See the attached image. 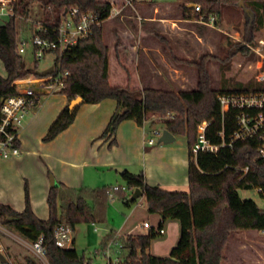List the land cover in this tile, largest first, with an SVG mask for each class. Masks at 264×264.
Here are the masks:
<instances>
[{"label": "trees", "instance_id": "1", "mask_svg": "<svg viewBox=\"0 0 264 264\" xmlns=\"http://www.w3.org/2000/svg\"><path fill=\"white\" fill-rule=\"evenodd\" d=\"M239 1L192 0L190 4L199 5L205 18L210 14L220 18L227 4L237 6ZM35 5L43 13L42 27L50 33L58 26L65 10L71 7L83 13L91 12L100 21H105L111 8L107 0H16L13 7L15 15L0 25V63L5 70V76L0 77V108L3 98L16 94L14 81L37 74L23 65L17 48L19 32L16 29L17 21L27 19L30 8ZM244 8L242 41L253 44L258 31H263L264 36V0H244ZM72 47L61 57L55 54V62L68 72L65 88L59 93L67 99V105L46 132L43 138L45 143L53 141L73 123L80 105L70 111L69 104L80 97L82 104L86 105L107 99L116 102V110L101 137L109 139L108 148L117 144L116 129L125 120L134 121L139 127L144 124L146 127L152 126L160 120L157 124H162L164 130L175 137H185L189 149L195 143V127L200 118L213 117L214 130H220L223 122L226 138L234 131L233 114L222 115L217 95L245 93L254 87L261 89L252 81L243 85L223 80L221 87H215L208 69L209 61L218 62L223 76L230 69L232 59L247 52L246 46L239 43H228L227 47H221L222 53L218 56L206 54L197 61L171 56L174 65L195 71V87L190 90L178 89L177 92L163 87L131 88L129 73L125 68L127 84L124 87L113 86L108 80L109 48L103 43L101 26L94 27L90 36ZM167 114L171 118H166ZM213 141L219 142L217 139ZM14 145L18 147L19 143L15 142ZM197 163L200 171H189L187 192H169L147 185L143 173L131 174L126 171L122 174L121 179L128 191L132 193L139 189L145 196L147 212L160 217L158 230H162L166 220L177 221L180 238L168 257L159 258L147 253L151 241L158 238V232L121 237L124 258L109 264H221V252L230 234L250 230L264 232L263 211L253 200H242L238 195L239 190L257 189L259 197L264 200V160L257 157L254 144L235 143L230 149H221L217 155L201 153ZM245 168L248 171L243 174ZM24 188L25 208L21 213L9 205L0 204V226L29 243L36 242L41 236L47 264H91L90 260L75 251L74 241L71 248L61 249L57 247L54 235L60 226L74 231L79 224L97 222L95 205L105 204L109 189H72L58 183L49 190L46 200L49 217L42 221L33 214L28 188L26 185ZM129 197L127 195L123 199L124 203L135 204L136 201H128ZM88 201L95 205L88 204ZM2 255L6 262L0 264H44L28 253L11 258L3 250Z\"/></svg>", "mask_w": 264, "mask_h": 264}, {"label": "crops", "instance_id": "2", "mask_svg": "<svg viewBox=\"0 0 264 264\" xmlns=\"http://www.w3.org/2000/svg\"><path fill=\"white\" fill-rule=\"evenodd\" d=\"M143 2H146V5L137 9L143 14L140 23L136 20L129 21V26H126L125 21L114 17L106 18L100 26L103 31L105 29L107 34L110 33L111 37H114L110 44L113 46L116 62L123 64L125 60L132 64V71L127 68L131 88L142 90L144 87L158 89L176 86L174 79L179 77L178 73L181 75L180 79H183L182 73H185V70L179 66L173 67V63L167 62L165 56L188 59V51L183 48L187 45L188 30L185 25L191 24V27H195L192 24L196 23L206 25L198 19L200 15L194 11L193 3L186 7L188 10L178 8V14L173 17L161 18L158 17V13L169 7L155 5L145 0ZM180 9L191 14L193 11L196 16L191 18L185 12L181 13ZM160 26L170 28L163 34L159 30ZM196 28L197 32L193 30L192 35L194 34L197 41H204L201 33L203 28L197 26ZM136 36H140L143 41L141 48L139 44L135 45L130 41L132 40L130 38L134 39ZM158 40L167 47L159 48ZM110 83L112 84L111 81ZM113 86L124 87L119 84ZM66 105L65 96L54 93L42 97L39 106L28 114L18 132L21 155L8 159L0 157V204L9 205L21 213L25 208L26 185L33 214L38 220L46 221L49 217L46 200L51 187L59 183L72 189H89L95 186L87 183L92 176L108 177L110 181H117L122 175L115 170L116 167L131 174L143 173L147 185L169 192L188 191L187 177L190 166L186 143L148 147L145 144L146 126L139 127L134 121L125 120L116 129L117 144L108 148L109 139L101 137L116 110V102L112 99L98 104L80 105L73 123L53 141L43 142L49 127ZM111 187L113 186L109 184L104 188ZM127 195H130V192L126 193V197ZM132 205L125 204L128 211L123 216L124 224L118 229L119 235L145 236L150 231L156 232L155 228L161 223L160 217L149 214L148 221L141 219L131 222L134 212ZM145 223H148V227L144 228ZM162 231L159 238L151 241L148 254L163 257L158 253L179 241L180 226L177 221L166 220L162 225ZM257 233L253 230L233 232L225 242L222 255L242 254L245 247L252 253H263L264 239ZM163 235L165 236L162 238ZM108 239L109 237H106L104 242L106 243ZM259 260L258 257L257 261Z\"/></svg>", "mask_w": 264, "mask_h": 264}, {"label": "rangeland", "instance_id": "3", "mask_svg": "<svg viewBox=\"0 0 264 264\" xmlns=\"http://www.w3.org/2000/svg\"><path fill=\"white\" fill-rule=\"evenodd\" d=\"M104 1V0H102ZM111 4V7L120 11V15L116 18L120 21H125V25H128V22H134L136 20L138 23L143 20L142 13L137 10L138 7H144L146 2L143 0H108ZM151 2L155 5H163L167 8L166 10H162L158 13V17L161 18H169L173 17L176 13L178 14V8L184 9V7H188L190 5V1L192 0H145ZM162 7V6H161ZM171 7V8H170ZM163 9V8H161ZM187 9V8H186ZM185 10V9H184ZM181 13H184L181 10ZM190 17H195V12H185ZM7 17H0V25L4 24L7 21ZM43 19V13L39 9V6L35 5L30 8V15L25 20H18L16 23V29L19 32L18 42L20 40L26 41L27 46L25 47V52L20 54L22 58L23 65L26 69H30L33 72H41L44 71L45 68L51 67L53 62V56L47 55L45 58L38 60L35 62L33 57L31 45V37L32 33L35 32V28L38 26L39 21ZM199 19V18H198ZM245 21V16L241 8H238L235 5L227 4L221 12V17L219 18V23L217 24L220 30H216L213 28H208L206 26H202L200 24H192L195 27H191V24H186L187 26V38H186V46H183L188 51V59L189 61H197L203 55H213L218 56L221 54L222 48L227 47L228 43L237 44L236 39H242L241 34L243 31V24ZM121 23V22H120ZM184 25V24H183ZM197 27L203 28L202 36L204 41H197L194 34L192 35L193 30L197 32ZM114 27V26H113ZM161 33L166 34V29L170 27H159ZM196 28V29H195ZM102 29V28H101ZM114 29V28H113ZM103 30V29H102ZM169 32V31H168ZM140 34V33H139ZM109 35V36H108ZM263 36V31H258L255 35L254 43L250 44L251 46H255L257 44V40ZM132 43L135 45L139 44V47L143 46V41L140 36H136L134 39L130 38ZM114 40V37H111L110 33L103 31V43L108 46L109 54H108V80L112 82L113 85L119 84L120 86H124L126 84L125 80V69H129L132 71V64H129L128 61L123 60V64L117 63L114 58V50L113 46L110 44ZM122 42V41H121ZM157 45L159 48H165L167 46L164 45L160 40L157 41ZM167 62H171L169 55L165 56ZM253 54L250 53V50L247 48L246 54H238L232 59L231 67L228 71L221 75V71L218 65V62L211 60L208 63V69L211 77L215 82V87L219 88L222 85V81H230L237 82L243 85H246L248 82L252 81L255 83V79L253 77L254 74V64L256 62ZM252 63V68L249 69L248 66ZM173 63V62H171ZM131 65V66H130ZM173 67H177V65H172ZM185 73H182L184 78H181L180 73H178L179 77L174 79L176 86H170L166 89H170L172 91L177 92L178 89H186L190 90L195 87L196 79H195V71L190 68H184ZM5 76L4 66L0 63V77ZM164 130L162 124H154L152 126H147L145 128L146 139L153 138L156 142H158V138L155 137L151 130ZM184 144L186 143V138L183 136L176 137V140L173 144ZM162 145V144H161ZM160 145H155L154 147H159ZM89 185H95L91 188H104L106 185L111 184V186L115 187H125L122 179L118 178L117 181H110L108 177H89L88 182ZM127 193V192H126ZM126 193L122 191H118L113 193L105 201V204L95 205L93 202L88 201V204L95 205V213L98 219L94 224H79L75 228V232L72 233V238L75 240L74 249L78 253L79 256H84L85 259L90 260L91 264H108V258H106L103 254L104 249L107 245H109L110 241L113 237L117 238V242L120 241L121 236L119 235L118 229L122 224H124L125 220L123 217L128 208L125 207L123 198L126 197ZM238 195L242 200H253L258 208L264 211V200L259 197L257 189H249V190H239ZM131 206L132 210L134 209L133 216L131 217V222H136L139 220H146L149 213L147 212V202L145 200V196H141L138 198ZM155 231L158 232V228H155ZM117 232V233H116ZM12 233V232H11ZM116 233V234H115ZM173 233V232H172ZM15 237L20 238L18 235L12 233ZM171 234V233H170ZM259 237L264 239V234L258 232ZM165 235L162 236V238ZM170 236V235H168ZM179 236V232H178ZM109 237V240L105 243L104 239ZM160 236H158L159 238ZM180 237V236H179ZM160 243V242H158ZM163 243V242H161ZM164 242V244H166ZM178 243V242H177ZM174 242L171 246H167L169 250H164L162 253H158L160 256L168 257L170 250L176 246L177 244ZM171 244V243H170ZM168 245V244H167ZM229 246V245H228ZM227 246V247H228ZM226 247V248H227ZM0 248L6 250L7 253L14 257H22L23 254H30V251L25 246H22L17 241H14L8 235H3L0 233ZM111 248V258L112 260H116L117 258H124V253L115 248L114 245H110ZM169 251V252H168ZM250 249L245 247L242 250V254H233V255H222L223 260L222 264H264V251L263 253H252ZM148 252V251H147ZM258 255L259 261H257L256 256ZM159 257V258H163Z\"/></svg>", "mask_w": 264, "mask_h": 264}, {"label": "built area", "instance_id": "4", "mask_svg": "<svg viewBox=\"0 0 264 264\" xmlns=\"http://www.w3.org/2000/svg\"><path fill=\"white\" fill-rule=\"evenodd\" d=\"M16 0H0V17H13V7ZM193 9L200 15V22L216 30H220L217 26L218 15L210 14L206 18L202 15V9L199 5H194ZM120 15L113 7L109 9L107 18H114ZM103 21L91 12L83 13L76 7H71L65 10V15L61 18L58 26L53 29L52 33L42 27L41 21L32 33L31 45L33 57L35 61L45 58L47 55L53 56L52 66L45 68L48 70L52 68V72L43 76L30 75L26 78H21L13 82L16 94L2 99L0 108V157L8 159L12 157H19L21 155L19 147L14 145L18 142V132L24 124L26 117L34 111L41 103L42 97L47 95H54L60 93L65 88L68 72L63 71L61 66L55 62L56 53L61 57L64 53L70 52L79 40H83L93 33L94 27H99ZM37 32L41 33L38 34ZM237 43L246 46L253 54L256 62L254 64L255 85L261 86L260 90L255 87L249 89L245 93H229L217 95V102L219 103L220 112L223 116L226 114H233L234 131L230 133L228 138L225 137L224 125L220 130H214L215 120L212 117H204L198 120L195 127V143L189 148V166L194 173L200 171L198 166V156L201 153L210 155H217L221 149H230L235 143L254 144L256 155L259 159L264 160V36L258 39L255 46L244 43L242 39H236ZM27 42L20 40L18 42V52L23 54ZM252 68V63L248 66ZM166 118H171L167 114ZM160 120L156 123H159ZM145 127V124L143 125ZM163 130L157 131L152 129V134L160 139ZM217 139L219 142H214ZM148 147H154L157 142L153 138L145 140ZM227 168V167H225ZM248 168L242 170L246 174ZM122 191L129 192L128 188L111 187L107 193L109 197L113 193ZM259 192V190H257ZM131 194V193H130ZM264 213V211H263ZM94 224V223H93ZM148 227V223L144 226ZM0 233L8 235L14 241H17L22 246H25L31 255L40 263L47 264L45 257V250L42 237L37 239L34 243H29L26 240L15 237L6 228L0 226ZM73 231L67 226H60L54 235L57 247L61 249H69L72 247L74 239L72 238ZM162 230H158V234H162ZM264 233V232H263ZM113 237L109 245L104 249V256L108 258V264L117 262L112 260L110 245H114L119 250L122 244L116 241ZM3 249L0 248L2 254Z\"/></svg>", "mask_w": 264, "mask_h": 264}, {"label": "water", "instance_id": "5", "mask_svg": "<svg viewBox=\"0 0 264 264\" xmlns=\"http://www.w3.org/2000/svg\"><path fill=\"white\" fill-rule=\"evenodd\" d=\"M237 6L239 8H241L242 10H245V8H244V0H240L239 3L237 4ZM51 72H52V68H50L48 70H45V71L37 72V75L43 76V75L49 74ZM82 102H83V100L80 97L75 98L69 104V110L72 111L73 109H75L76 107L81 105ZM1 103H2V100H1ZM162 132L163 133H162L160 139L158 140L157 145H160V144H162V145H171V144H173L175 142L176 137L171 132H168L167 130H163ZM115 170L120 175H122L124 173V171L121 168L116 167ZM141 196H142V192L139 189H136L130 194V197L128 198V201L129 202H134L138 198H140ZM0 262L1 263H5L6 262V258H4V256L1 253H0Z\"/></svg>", "mask_w": 264, "mask_h": 264}]
</instances>
